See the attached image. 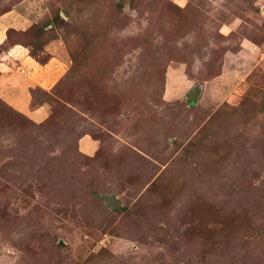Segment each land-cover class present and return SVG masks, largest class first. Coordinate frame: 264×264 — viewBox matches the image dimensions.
I'll return each instance as SVG.
<instances>
[{
    "label": "rangeland",
    "instance_id": "rangeland-1",
    "mask_svg": "<svg viewBox=\"0 0 264 264\" xmlns=\"http://www.w3.org/2000/svg\"><path fill=\"white\" fill-rule=\"evenodd\" d=\"M2 16L0 55L34 68L0 83L33 86L24 113L0 93V264H264V0ZM52 58L63 72L34 84Z\"/></svg>",
    "mask_w": 264,
    "mask_h": 264
},
{
    "label": "crops",
    "instance_id": "crops-1",
    "mask_svg": "<svg viewBox=\"0 0 264 264\" xmlns=\"http://www.w3.org/2000/svg\"><path fill=\"white\" fill-rule=\"evenodd\" d=\"M3 20L4 16L0 17V20ZM7 24V20L5 21ZM3 24V22L0 21V28H12L13 25L10 24ZM5 28V29H6ZM19 47L21 46H12L10 47L6 52L2 53L0 55V83L1 82H5L7 80H9L12 76V73L17 72L20 68V63H26L29 64L30 66H34L33 63L31 64L30 61H32V59L28 56V52L26 48H22V50H18ZM30 60V61H28ZM57 60L55 58L50 59V61H48V63L45 66H37L35 67L37 72L39 73L38 76L40 78H35L37 80H35L34 84H38L39 82H44L47 86H50L52 82H54L55 79L58 78V76L63 72V70H61V67H58L56 69V62ZM11 65V66H10ZM61 65H63V63L61 62ZM34 68V67H33ZM41 75V76H40ZM27 81L28 79L25 78ZM39 79V82H38ZM26 80H23V84H20L18 87H14L13 90H3L4 88H2V86H0V93L5 95V98L11 102H13L12 100L16 99L15 97H17V99H21L20 100V104L18 103L17 105L19 106L16 107L18 108V110L20 112H26V95H25V91L27 88L33 87L32 85H30ZM37 81V82H36ZM33 84V85H34ZM24 86H26V89L24 88ZM24 88V89H23ZM6 92V93H4ZM22 95V96H20ZM16 99V100H17ZM15 100V101H16ZM23 100V101H22ZM30 115H32V119L34 118H41L40 116L43 115V113L41 111L38 110H34V111H29ZM39 116V117H38Z\"/></svg>",
    "mask_w": 264,
    "mask_h": 264
},
{
    "label": "water",
    "instance_id": "water-1",
    "mask_svg": "<svg viewBox=\"0 0 264 264\" xmlns=\"http://www.w3.org/2000/svg\"><path fill=\"white\" fill-rule=\"evenodd\" d=\"M105 203L106 207L110 208L111 211H115L117 200L114 196L105 195L100 197Z\"/></svg>",
    "mask_w": 264,
    "mask_h": 264
},
{
    "label": "trees",
    "instance_id": "trees-1",
    "mask_svg": "<svg viewBox=\"0 0 264 264\" xmlns=\"http://www.w3.org/2000/svg\"><path fill=\"white\" fill-rule=\"evenodd\" d=\"M31 105V104H30ZM35 108L33 107L31 110H34Z\"/></svg>",
    "mask_w": 264,
    "mask_h": 264
}]
</instances>
